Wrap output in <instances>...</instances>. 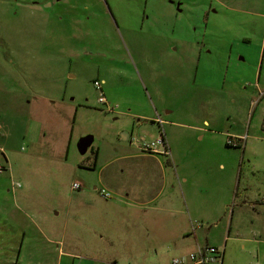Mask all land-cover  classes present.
I'll return each mask as SVG.
<instances>
[{
    "label": "rangeland",
    "instance_id": "374dc122",
    "mask_svg": "<svg viewBox=\"0 0 264 264\" xmlns=\"http://www.w3.org/2000/svg\"><path fill=\"white\" fill-rule=\"evenodd\" d=\"M261 57L259 91L250 68L232 76ZM150 116L187 178L194 225L226 242L223 264H250L254 244L222 228L264 197V0H0V264L177 257L172 220L115 195L158 183L152 162L117 158L157 138Z\"/></svg>",
    "mask_w": 264,
    "mask_h": 264
},
{
    "label": "crops",
    "instance_id": "0c3cea01",
    "mask_svg": "<svg viewBox=\"0 0 264 264\" xmlns=\"http://www.w3.org/2000/svg\"><path fill=\"white\" fill-rule=\"evenodd\" d=\"M262 64H263L262 57L260 61L259 58H257V62L253 63L252 66L249 67L248 66L238 67L237 64H235L236 66L232 71L233 72L232 76H238L240 75V73H244L242 70L250 68L253 74V76H251L253 79L252 85L258 90L259 78L256 79L255 75H256L257 67L259 66V68H261ZM226 76L229 77V74L227 73ZM152 117L153 116H150L148 119H151L153 123L158 124L157 127L158 133L159 130L163 131L164 138L166 140L167 152H162V150H159L156 153L146 152V151H139V152L128 151L129 154L119 155L117 156V158L120 159L136 158L142 162H152L153 164L156 165L157 169H159L161 173L159 179L157 180L158 183L154 185L152 184L144 185V187L141 188V193H139V195H135V193H129L126 190L123 194L115 193V195H118V197L122 199L125 198L124 200L126 199L128 200V196H131L130 194H132L131 197H133V199L139 206L146 207L144 211L150 209L153 212L159 213V215L157 216L159 222H162L163 219L167 220V218L172 220V222L175 225L172 226L171 230L168 231V233H172V236L176 238V242L173 243V247H178L179 249V252H177V257H182L186 259L187 255L190 252L197 250L199 247L200 248L204 247L205 245L215 246L217 249H220L218 246L222 244L221 239L219 240L214 239L215 242L212 243L209 242L208 237L210 234H212L211 232H209V229L204 233L203 224H201V226L194 225L193 220H195V218L192 215L193 212L191 213L190 211L191 210L190 204L193 203V200L191 199L190 193L185 189L182 183V182L186 183L187 178L185 174L181 173L177 168L176 159L173 156V152H171L170 137H168L169 135L162 128L163 127L161 124L163 123L162 119L157 118L154 120V118ZM1 127L2 126L0 124V128ZM97 155H98V151L96 150L95 156ZM0 165H1V161H0ZM255 202H259L261 204L259 206L253 204L250 205L253 211L248 215L243 216L241 211L242 212L245 211L244 208L247 205L244 199L242 201V204H240L238 207V211H240L239 213H241L240 214L241 218L237 216V221L234 222L233 219L235 218V216L233 218L234 213H232L229 219L225 220V225L224 228L222 229L223 231H227V236H228L227 241H229V239L231 238L233 242L235 243L238 242L240 244L239 247H241L242 250L246 249V245L248 243L254 244L251 250L252 254L249 253L248 250L249 257L251 260L250 264H264V220H260L262 218L260 214L264 212V207H262L264 206L263 204L264 197H262L260 201H255ZM244 224L247 225L244 226ZM215 226L220 227V220L218 221V225ZM232 227L233 229L235 228L237 230H235L232 236H229ZM245 227H250V230L252 229L250 237L249 235L241 234V232L243 231L242 229H244ZM238 229H241L242 231L240 232ZM57 231L59 234L60 233L62 234V239H64L66 228L63 227L61 230L58 228ZM161 232H162V228H161ZM157 233L161 234L160 232ZM24 238L25 235L23 234V239ZM59 244L62 245L63 241L60 240ZM224 244H226V242L223 243L222 245ZM68 249L69 252L68 251L66 252L68 257L77 258L81 256L71 251L70 248ZM220 250L222 251V256L224 261L226 249L222 248ZM62 255L64 256V253H62ZM223 261L221 262V264H223Z\"/></svg>",
    "mask_w": 264,
    "mask_h": 264
},
{
    "label": "built area",
    "instance_id": "2783aa9c",
    "mask_svg": "<svg viewBox=\"0 0 264 264\" xmlns=\"http://www.w3.org/2000/svg\"><path fill=\"white\" fill-rule=\"evenodd\" d=\"M100 102H105V99L102 95L98 97ZM161 122V121H160ZM227 143L230 145H235V147L240 146L236 140L228 137ZM138 148L142 151L153 152L156 153L159 150L162 152H167L166 148V140L164 138V134L162 130H159L158 136L155 140H147L145 138H140L137 142ZM2 171V167L0 165V172ZM14 187L19 184H13ZM81 183L74 182L72 184V189H80ZM99 193L104 198H110L109 191L104 190L103 188L99 189ZM187 259V260H186ZM177 257L168 260L165 263H157V264H221L223 261L222 251L217 249L215 246L205 245L204 247H199L197 250L190 252L187 255V258Z\"/></svg>",
    "mask_w": 264,
    "mask_h": 264
},
{
    "label": "water",
    "instance_id": "95a60500",
    "mask_svg": "<svg viewBox=\"0 0 264 264\" xmlns=\"http://www.w3.org/2000/svg\"><path fill=\"white\" fill-rule=\"evenodd\" d=\"M94 138L92 135H85L82 136L79 141L76 143L77 151L80 154H84L88 148L90 147L91 143L93 142Z\"/></svg>",
    "mask_w": 264,
    "mask_h": 264
},
{
    "label": "flooded vegetation",
    "instance_id": "af4514ba",
    "mask_svg": "<svg viewBox=\"0 0 264 264\" xmlns=\"http://www.w3.org/2000/svg\"><path fill=\"white\" fill-rule=\"evenodd\" d=\"M173 5L176 7V10H177V11H180V7H179L180 4H179V3L174 2ZM156 17H157V18H160V16H156ZM169 20H170V19H169ZM169 20H168V22H167V25H168V26H170V24H171ZM171 31H172V30H171ZM181 39L183 40V39H184V36H181Z\"/></svg>",
    "mask_w": 264,
    "mask_h": 264
},
{
    "label": "trees",
    "instance_id": "16d2710c",
    "mask_svg": "<svg viewBox=\"0 0 264 264\" xmlns=\"http://www.w3.org/2000/svg\"><path fill=\"white\" fill-rule=\"evenodd\" d=\"M227 145H230V144L227 143Z\"/></svg>",
    "mask_w": 264,
    "mask_h": 264
}]
</instances>
